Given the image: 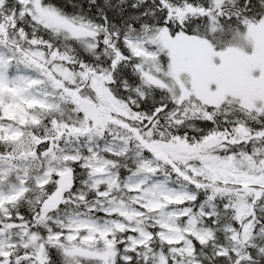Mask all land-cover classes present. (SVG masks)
I'll return each instance as SVG.
<instances>
[{
	"label": "snow or ice",
	"instance_id": "obj_1",
	"mask_svg": "<svg viewBox=\"0 0 264 264\" xmlns=\"http://www.w3.org/2000/svg\"><path fill=\"white\" fill-rule=\"evenodd\" d=\"M0 264H264V0H0Z\"/></svg>",
	"mask_w": 264,
	"mask_h": 264
}]
</instances>
